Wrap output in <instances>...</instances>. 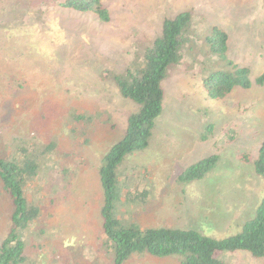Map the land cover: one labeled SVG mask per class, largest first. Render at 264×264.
<instances>
[{
    "label": "rangeland",
    "instance_id": "374dc122",
    "mask_svg": "<svg viewBox=\"0 0 264 264\" xmlns=\"http://www.w3.org/2000/svg\"><path fill=\"white\" fill-rule=\"evenodd\" d=\"M32 2L0 0V153L9 155L14 141L57 140L56 152L71 157L69 163L47 158L27 186L31 202L51 194L64 199L41 203L43 216L22 234L27 252L32 246L26 264H109L98 166L136 109L118 95L112 76L134 65L160 35L162 21L181 12L191 14V52L162 84L163 111L149 148L124 163L115 214L141 228L196 230L216 239L236 234L264 197V179L251 165L264 138V84L255 83L264 73V0H103L111 15L106 24L61 10L55 0ZM214 26L228 33L229 57L250 69L252 82L219 101L206 97L199 69L206 48L198 41ZM45 110L54 115L41 121ZM75 111L95 120L86 134L70 133ZM210 155L219 157L212 172L178 183L185 167ZM64 163L67 174L59 172ZM6 204L0 196V238L9 224ZM218 256L225 264H264L245 252ZM130 264L180 261L136 256Z\"/></svg>",
    "mask_w": 264,
    "mask_h": 264
},
{
    "label": "trees",
    "instance_id": "16d2710c",
    "mask_svg": "<svg viewBox=\"0 0 264 264\" xmlns=\"http://www.w3.org/2000/svg\"><path fill=\"white\" fill-rule=\"evenodd\" d=\"M55 1L56 7L61 10L90 13L103 24L111 20L103 0ZM38 2L42 0H33L32 3ZM190 23V12H181L164 19L160 35L143 50L139 60L123 73L112 76V86L118 95L133 103L136 109L126 118L122 138L110 145L98 166L103 197L99 211L101 238L110 256L109 264H130L136 256L174 258L180 264H225L218 255L237 252H245L255 259L264 258V197L257 203L253 216L241 223L240 230L223 239L206 236L196 230L125 225L115 214L122 192L119 178L124 163L132 154L149 148L156 122L163 111L165 91L162 84L169 69L179 65L191 52L188 49L193 39ZM228 41V33L216 26L198 41L206 48V57L200 61L199 67L202 89L206 97L213 101L223 100L237 89L248 90L252 86L250 69L238 66L230 59ZM213 61L217 62V66H212ZM255 83L259 86L264 84V73L256 78ZM52 115L45 110L39 120L45 121ZM72 121L70 133L73 135L86 134L95 126L92 116L80 115L77 111L72 114ZM210 133L211 127L207 126L201 139H206ZM59 145L57 140L45 144L14 141L9 155L0 153V196L9 206V224L5 235L0 238V264H26L29 258L32 262L29 252L32 246L29 243L27 252L22 234L43 216L41 203L56 204L58 199H64L61 194H51L45 202H31L26 191L28 184L47 165V158L59 162L60 158L65 157L68 158L67 163L70 162L69 152L61 147L56 152ZM218 161L217 155H210L188 165L178 175V183L186 185L201 181L212 172ZM67 163L60 166L61 174H67L70 170ZM251 165L254 173L264 179V138Z\"/></svg>",
    "mask_w": 264,
    "mask_h": 264
}]
</instances>
